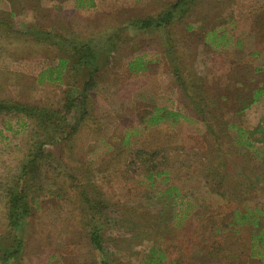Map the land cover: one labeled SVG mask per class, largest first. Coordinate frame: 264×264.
<instances>
[{
  "label": "rangeland",
  "instance_id": "obj_1",
  "mask_svg": "<svg viewBox=\"0 0 264 264\" xmlns=\"http://www.w3.org/2000/svg\"><path fill=\"white\" fill-rule=\"evenodd\" d=\"M175 1L96 10L83 14L92 17L90 24L78 16L73 30L60 31L98 49L107 47L111 35L117 46L101 51L89 114L79 131L59 144L47 143L38 167L28 171L27 193L39 203L33 201L25 225L21 264H99L80 208L79 179L93 181L103 193L111 264H147L154 244L166 253L162 264H264L260 255L252 256L251 221L234 222L236 210L254 215L264 210V0H196L168 26L123 25L130 18L159 15ZM107 25L120 31L102 34ZM213 29L231 38L227 46L206 40ZM139 57L144 69L131 70ZM9 70L0 61V101L61 106V85L42 87L34 72ZM156 107L185 118L147 126ZM0 114L1 236L8 230L6 187L32 157L43 131L38 128L36 136L31 119ZM232 125L250 132L251 146L236 142ZM140 150L146 151L144 158L138 157ZM152 169L166 172L150 182ZM211 169L217 184L224 178L227 199L206 183ZM170 186L178 193L167 195ZM237 189L244 191L239 199L233 194ZM144 218L163 222L164 230H148Z\"/></svg>",
  "mask_w": 264,
  "mask_h": 264
},
{
  "label": "trees",
  "instance_id": "obj_2",
  "mask_svg": "<svg viewBox=\"0 0 264 264\" xmlns=\"http://www.w3.org/2000/svg\"><path fill=\"white\" fill-rule=\"evenodd\" d=\"M195 2L196 0H176L159 15L131 18L123 25L139 30L165 27L174 20L184 17V15L193 8ZM189 25H191L190 27L193 26L192 24ZM108 26L109 25L101 30L103 31L102 34L104 32H111L110 30L120 31L118 27L110 29ZM37 32L42 35L44 40L53 41L51 38V31L37 30ZM208 34L211 35L208 36ZM208 34L206 35V40L209 38V40L214 42L218 47L223 46V42L227 46L229 40H231L226 33H219L218 29H213ZM54 35L56 37L54 44L58 43L61 50L69 52L71 59L68 84L63 90L61 106L55 108L33 105L20 101H0V113H15L16 115L31 119L36 125V136L38 135V128H40V130L42 129L44 136V139H41L43 137L42 135L39 136V139L36 141L38 147H33L30 150V155L32 157L24 159L21 166V173L15 178L14 184L10 187H6L5 195L8 230L5 235L0 236V260L5 264L10 262L11 264H21L22 261L25 225L28 217L32 214V203L36 200V198L31 199L27 193V189L29 188V183L27 182L29 169L31 168L33 170L35 167H38L39 159L45 156L44 146L47 143L53 145L59 144L61 141L68 140L79 131L89 114V96L97 84L96 77L101 70V62L99 60L101 51L106 48L107 53H110L113 49H110L109 46L113 45L115 49L117 46L111 35L105 39L107 47L103 49L95 48L90 43V40L84 41L80 39L79 41L78 38H70L68 35L60 32L54 33ZM144 62L143 58L139 57L130 64V69L133 71L144 69ZM179 80L181 84L184 83L181 78ZM262 90L263 88H260L255 91L253 99H257ZM252 103L253 100L249 102L246 107L250 106ZM147 118L145 124L149 126L157 125L164 120H171L176 123L185 118V116L177 111L156 107L153 113ZM232 126L237 130L236 142L251 146L250 132L242 127H237L236 125ZM128 140L129 133H126L123 141L128 142ZM137 153H139L138 157L144 158L146 156V151L140 150L137 151ZM26 157H28V154ZM56 168L58 167L56 166ZM153 170L154 169H152L151 173L148 175L150 177V182L155 177L162 175L165 171H160L159 169L157 171ZM220 171L222 172V170L219 169V173ZM210 173L212 174L208 176L206 183L212 186L211 189L213 193L219 194L227 199L230 195L229 191L226 189L224 178H221V181L217 184V182L214 181L216 177H213L212 169ZM226 175L228 174L226 173ZM72 176L75 179L74 175ZM80 181L79 179L78 182L81 183V187H79L80 196L83 202V206L80 208H82V213L85 215L86 221L84 223L89 227L88 235L90 243L99 254V264H111V254L104 243L106 228L104 214L107 213L106 210L108 211L106 201L103 199V193L97 184L93 181L87 183ZM178 191V187L170 186L165 192H167V195H171L172 193H178ZM240 192L244 191L237 189L233 194L239 199L241 198L239 195L243 196ZM38 203L39 202L36 200L37 205ZM144 219L146 220L144 227H147L148 230H155L158 232V230L163 229V222H154L152 218ZM249 221H251L250 224L254 229L251 233V240L253 241L252 256L256 257L260 255L259 260L264 263V210L260 209V215H254L252 211H245L243 213L239 210L235 211L234 222L242 225ZM13 233L15 237L11 235ZM150 251L151 253L148 255L147 264H162L166 253L164 251H159L155 244L152 245ZM174 264H181V261L175 260Z\"/></svg>",
  "mask_w": 264,
  "mask_h": 264
},
{
  "label": "crops",
  "instance_id": "obj_3",
  "mask_svg": "<svg viewBox=\"0 0 264 264\" xmlns=\"http://www.w3.org/2000/svg\"><path fill=\"white\" fill-rule=\"evenodd\" d=\"M144 1L146 0H0V61L9 71L21 74L34 72L36 81L42 87L61 85L64 90L70 73V53L61 50L53 39L44 40L37 30L52 33L73 30L80 20L78 16L83 17L81 23L84 25L91 23L92 17L83 16L85 13L90 14L96 10L98 13H111L122 10L119 8L126 5L134 6L132 4ZM11 114L4 113L3 118L8 119ZM20 160L22 158L19 162Z\"/></svg>",
  "mask_w": 264,
  "mask_h": 264
}]
</instances>
